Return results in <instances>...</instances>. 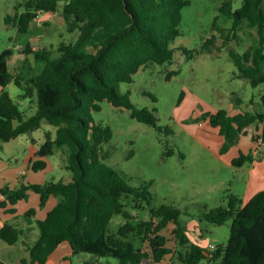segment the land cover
<instances>
[{"label": "trees", "instance_id": "16d2710c", "mask_svg": "<svg viewBox=\"0 0 264 264\" xmlns=\"http://www.w3.org/2000/svg\"><path fill=\"white\" fill-rule=\"evenodd\" d=\"M233 1L225 0L218 8L219 14L231 21L232 31L242 24L255 28L259 41L253 49L243 54L230 51L229 56L236 67V77L256 88L264 84V0H240L241 7L235 10ZM188 5L189 0H26L14 8L12 15L4 17L6 26L27 35L39 14H54L60 9L66 32L76 35L70 42H60L54 51L34 50L26 44L19 53L32 57L36 67L32 73L29 67H22L15 74L10 72L8 61L14 51L5 49L0 53V143L32 134L45 121L54 129V137L44 134L30 170H45L43 159L53 156L55 149L65 148L64 169L71 174L68 183L0 189L4 197L0 209L25 200L28 191L38 196L40 206L50 197L56 199L53 209L37 221L38 237L26 247L28 264H45L64 242L72 256L87 254L93 258L82 264H100L103 258L115 259L118 264H143L145 260L159 264L168 255L172 264H198L202 260L210 264H264V190L246 203L239 196L228 194L224 205L201 214V223L222 226L231 221L227 242L211 251L190 240L177 207H151V183L131 187L104 163L101 148L110 141L112 133L93 121L92 114L100 110V103L125 109L131 119L162 132L153 112L136 108L117 85L131 83L132 77L148 65L171 63L172 44L180 36L181 12ZM11 83L21 90L19 98L28 100L34 108L32 115L22 112L5 91ZM260 104L261 110L255 113L230 116L227 111L218 110L202 115L224 138L221 153L246 136L249 127L255 126L258 132L264 122V94ZM163 132L172 133L168 128ZM258 139L264 142V133L251 135L252 142L257 144ZM172 154V150L166 153ZM254 161L259 159L250 153H239L231 165L241 168ZM123 199L129 200L133 209L147 210L149 219H137L126 211ZM8 212L14 213V209ZM116 215L125 222L115 233H109L108 225ZM168 227H172L174 250L168 248V240L162 234ZM20 235L14 225L0 227V241L8 246L15 245Z\"/></svg>", "mask_w": 264, "mask_h": 264}, {"label": "rangeland", "instance_id": "374dc122", "mask_svg": "<svg viewBox=\"0 0 264 264\" xmlns=\"http://www.w3.org/2000/svg\"><path fill=\"white\" fill-rule=\"evenodd\" d=\"M25 1L0 0V53L5 49L14 51L8 61V69L14 74L22 67H29L30 73L36 71L32 57L19 53L23 52L26 44L34 50L54 51L60 42L67 43L76 37L66 32L60 9L56 15H52L51 20L45 21L44 17L32 23L27 35L18 34L12 26H6L4 17L12 15L14 8ZM224 1L189 0V5L181 12L180 36L172 44L174 57L171 63L148 65L132 77L131 83L117 85L118 91L128 94L136 108L153 112L162 132L136 122L130 118L128 111L112 107L107 102L100 103V110L92 114L96 125L108 127L112 133L110 141L101 148L105 165L117 172L131 187L151 183V207H177L182 212L180 223L186 227L191 241L207 250L210 245L218 246L227 242L231 221L222 226L201 223V214L224 205L228 194L240 195L242 198L253 181V178H249V168L253 163L234 168L231 160L239 153H250L259 159L254 162L262 164L261 173L264 176V144L258 147L251 141V135L256 133L255 126L250 127L248 134L240 137L228 151L221 153L224 138L209 127L207 120L202 119L203 114L218 110H225L230 116L234 113L259 112L260 96L264 94V84L252 88L247 80L236 77L237 70L229 52L243 54L247 49L256 47L259 38L256 29L246 24L240 25L235 31L231 30V21L218 12ZM240 7V0L232 2V10ZM16 45L19 47L16 48ZM52 54L54 57L55 54ZM170 72L173 74L167 78ZM5 91L23 111L25 103L19 98L21 90L10 85ZM32 114V110H26L27 116ZM199 122L203 123L202 127H198ZM165 128L172 133L165 134ZM46 129L54 132L52 127L42 121L41 129L22 138L33 137L32 146L37 149L44 141ZM261 131L259 125L258 132ZM170 150L173 154L166 155ZM21 154L23 156V152ZM66 159L65 148L60 151L55 149L54 155L45 160L50 168L35 174L29 173L27 179L37 180L40 184L67 180L69 172L64 169ZM250 191L252 193V189ZM128 201L122 200L126 211L137 219H149L147 210L133 209ZM55 205L56 199L50 197L44 206H40L38 197L28 191L25 200L16 204L14 217L8 219L31 242L38 237L37 221L43 220ZM29 211L32 214L28 215ZM124 222L122 216H113L108 232L115 233ZM171 229L168 227L162 234L168 240V248L174 250ZM68 250L64 247L54 251L52 259H60L61 254ZM27 258L29 255L20 241L14 247L0 241V261L20 264ZM92 260L89 255L81 254L74 257L72 263ZM102 260L100 264L106 261L118 264L112 258ZM143 264L151 263L145 260ZM198 264L210 263L202 260Z\"/></svg>", "mask_w": 264, "mask_h": 264}, {"label": "crops", "instance_id": "0c3cea01", "mask_svg": "<svg viewBox=\"0 0 264 264\" xmlns=\"http://www.w3.org/2000/svg\"><path fill=\"white\" fill-rule=\"evenodd\" d=\"M52 15H56V13H54V14L41 13L38 15V17L35 21H39V20L43 19L44 17H45L44 18L45 21L51 20ZM15 47L18 48L19 46L16 45ZM10 85H13L14 87H16L13 83H11V84L7 85L5 89H8ZM0 91H1V88H0ZM22 101L25 103L24 104V107H25L24 110L25 111L23 110L22 112H25V114H26V110L27 111H29V110L34 111V108L32 107L31 104H29L28 100H22ZM211 114H213V113H211ZM237 114H239V113H234L231 116H234ZM202 124H203L202 122L201 123L199 122L198 127H202ZM260 127H262V131L260 133L256 132L255 134L260 135L261 133H264V122H263V124L260 125ZM249 128H248V130H249ZM212 129H214L218 133V129H215V128H212ZM46 132L50 133L51 136L54 137L53 131H49L48 129H46ZM24 136H26V135L19 136L15 139H12V140L5 142V143H0V189L7 187L8 189L12 190V189H16L22 185H31V184L41 185L40 182L37 180L27 179L29 173H31V174L37 173V172H32L30 170V162L35 161L37 159L36 158V152H37L38 148L36 149V146H35V148L32 146V144L34 143L33 137L27 136L26 138H22ZM263 144H264V142L259 144V146H258V143L256 145L258 147H262ZM21 152H23V156H22ZM45 160H46V158L43 159V161L47 165L46 169H45V170H47L48 168H50V166L48 165V163ZM261 162H263V161H261ZM261 165L262 164H257V162H253V164L249 168V178L250 179L253 178V181H252L253 184L250 183V188H248V187L246 188V191L242 195V198L239 195V197L242 199L243 203H246L247 201H249V199H251L259 191L264 190V187H263L264 186V176L261 173V171L263 170V167H261ZM241 168H243V167H241ZM45 170H43V171H45ZM70 179H71V174L69 173L67 180L62 181V179H60L59 181H62L64 183H68L70 181ZM249 182H250V180H249ZM250 189H252V193H251ZM3 200H4V197L2 195H0V202H2ZM38 200H39V198H38ZM48 201H49V199H48ZM10 209H14V213L8 212V210H10ZM15 212H16V205H14L12 207L8 205L5 208L0 209V227L3 226L4 224H8V225H14L17 228L16 224H11L9 222V219H10L9 217H11V219H12V217H14V215H15ZM39 221H41V220H39ZM23 237L24 236L21 233L19 241L22 243V246L25 249H26L27 245L32 244L36 240L35 239V240L29 242L27 237H24V240H23ZM189 238H190V236H189ZM15 245L9 246V247H14ZM64 247H67L69 250L66 253L64 252L63 254H61L60 259H57V260L52 259V254H53L52 253L49 256V258L45 264H73L72 263L73 258L76 256H72V255L70 256V254H72V253H71L69 245L66 242L61 243L54 251H58L59 249H61V248L63 249ZM26 251H27V249H26ZM79 255H81V254H79ZM79 255H77V257H79ZM169 257H170V255L166 256L161 263L162 264H172L169 261ZM91 259H92V257H91ZM28 261H29L28 258L23 259L22 262H20V264H28ZM2 262L4 264H6L5 261H2ZM83 262H85V261H82L80 264H82ZM104 264H113V263L110 261H106Z\"/></svg>", "mask_w": 264, "mask_h": 264}, {"label": "built area", "instance_id": "2783aa9c", "mask_svg": "<svg viewBox=\"0 0 264 264\" xmlns=\"http://www.w3.org/2000/svg\"><path fill=\"white\" fill-rule=\"evenodd\" d=\"M257 143H258V145L261 144V139H258V142ZM213 249H214V246H209V250L212 251Z\"/></svg>", "mask_w": 264, "mask_h": 264}]
</instances>
